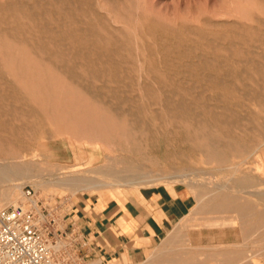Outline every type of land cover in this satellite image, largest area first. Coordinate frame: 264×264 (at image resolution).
I'll list each match as a JSON object with an SVG mask.
<instances>
[{
	"label": "rangeland",
	"instance_id": "374dc122",
	"mask_svg": "<svg viewBox=\"0 0 264 264\" xmlns=\"http://www.w3.org/2000/svg\"><path fill=\"white\" fill-rule=\"evenodd\" d=\"M263 53L264 0H0V161L11 177L65 166L153 179L81 191L29 179L20 203L31 205V186L52 236L64 225L60 200L183 184L195 204L147 264H264V213L243 219L211 193L264 187ZM164 170L198 182L163 180ZM263 195L237 201L264 211ZM199 229L226 233L198 242ZM62 242V264H94Z\"/></svg>",
	"mask_w": 264,
	"mask_h": 264
},
{
	"label": "crops",
	"instance_id": "0c3cea01",
	"mask_svg": "<svg viewBox=\"0 0 264 264\" xmlns=\"http://www.w3.org/2000/svg\"><path fill=\"white\" fill-rule=\"evenodd\" d=\"M195 200L186 185L160 183L129 194H85L69 208L66 199L57 207L65 209L61 230L74 239L83 258L94 264H147L162 253L163 241L189 215ZM225 233L199 229L191 236L204 242L223 239Z\"/></svg>",
	"mask_w": 264,
	"mask_h": 264
},
{
	"label": "bare ground",
	"instance_id": "6f19581e",
	"mask_svg": "<svg viewBox=\"0 0 264 264\" xmlns=\"http://www.w3.org/2000/svg\"><path fill=\"white\" fill-rule=\"evenodd\" d=\"M261 42V41H260ZM62 43V42H61ZM60 44V43H59ZM263 46V45H262ZM261 47V46H260ZM256 52V50H255ZM264 54V53H263ZM60 96V95H59ZM75 96V95H74ZM64 98V97H63ZM65 99V98H64ZM48 100V99H47ZM47 102V101H46ZM50 102V99H49ZM55 109V107H54ZM68 110V109H66ZM65 110V111H66ZM64 111V113H65ZM72 111V110H71ZM93 112V111H92ZM58 113V111H57ZM66 113H68L66 111ZM73 113V112H72ZM88 113V112H87ZM89 114V113H88ZM69 115V114H68ZM71 115V114H70ZM116 115V114H115ZM82 116V115H81ZM75 117V116H74ZM98 117V116H97ZM112 120V119H111ZM97 123V122H96ZM111 123V122H110ZM109 124V123H108ZM107 124V125H108ZM64 128H67L66 124L64 123ZM110 126V125H109ZM115 127V126H114ZM118 127V126H117ZM110 132H111V127ZM113 128V127H112ZM119 129V128H118ZM107 131V130H106ZM103 128H102V133H103ZM93 136V135H92ZM97 139H100L99 137ZM96 139V141H97ZM85 141V139H83ZM89 141V140H88ZM95 141V140H94ZM100 142V141H99ZM98 142V143H99ZM76 143V142H75ZM84 143V142H82ZM86 143V141H85ZM84 143V144H85ZM89 143V142H88ZM89 143L88 145H90ZM203 144V143H202ZM78 145V144H77ZM95 146V145H94ZM102 146H105L108 148V145L103 143ZM104 149V148H103ZM208 150V149H207ZM112 152V151H111ZM115 155V154H114ZM111 156V154L109 155ZM113 156V155H112ZM111 156V157H112ZM3 159V158H2ZM10 160V157L8 158ZM7 159V160H8ZM12 159H14L12 157ZM17 159V158H16ZM15 159V160H16ZM20 159V158H19ZM118 159V158H117ZM116 159V160H117ZM111 160V158H110ZM226 160V159H225ZM18 161V160H17ZM22 161V160H21ZM113 161V160H112ZM221 161V160H220ZM12 162V161H11ZM20 162V161H18ZM111 162V161H110ZM7 163V162H5ZM4 162L0 161V184L5 183L4 185L0 186V200L5 199L6 201L9 200L8 205L12 204H24L23 202L20 203L19 201V190L22 189L23 185L27 183L26 181L31 179V181H34L38 184V186H43L44 188H47L48 186H57V187H64L67 189H70L72 191H77V190H87L89 188H100L104 187L107 185H113L115 184L116 186H128V185H133V186H140L141 184L149 183L152 182L153 179L149 177L146 174H141V173H136V172H130L127 175L123 176L121 179H115L113 177H104L100 175L93 174L91 172H82L78 168H72L68 167V169H65L67 167H60L59 169L55 171H50V172H45V173H31V172H21L17 177L16 181L11 177V172L9 169V166L6 165ZM14 163V162H13ZM118 165V164H117ZM14 166V165H13ZM142 166V165H140ZM225 166V165H224ZM108 168V166H107ZM126 168V167H125ZM237 168V167H236ZM15 170V169H14ZM17 170V169H16ZM38 170V169H37ZM42 170V169H41ZM127 170V168H126ZM238 170V169H237ZM18 171V170H17ZM43 172V171H42ZM113 172V171H112ZM14 173V172H13ZM116 173V172H115ZM183 173V171H182ZM180 171L177 173H171L170 171H163L162 173L158 174L161 176L163 180L165 179H170L174 177H182L183 180L196 183L197 181V173H185L182 174ZM201 173V172H200ZM203 173V172H202ZM151 174V172H150ZM149 174V175H150ZM193 174V175H192ZM117 175V174H116ZM156 175V176H158ZM197 175V176H196ZM200 175V174H199ZM252 178V177H251ZM21 180V181H20ZM196 181V182H194ZM234 181V180H233ZM173 182V181H172ZM218 184V183H217ZM231 184V183H230ZM237 185V184H236ZM114 186V185H113ZM263 187V186H262ZM213 191L211 192L212 194H216V197L214 200H218V206L222 208L223 210H229L231 209L232 211L240 214L241 218L246 217V213H264V211H258V210H253L251 205L249 203L245 204H239L237 199L241 197L240 195L242 194H251V195H260L264 193V187L263 188H257L256 190H244V189H235L234 187L228 185V184H222V185H216L213 186ZM210 193V194H211ZM209 194V195H210ZM211 194V195H212ZM208 196V195H207ZM245 196V195H244ZM264 196V195H263ZM260 197V196H259ZM264 201V198L262 199ZM5 202V201H4ZM216 202V201H215ZM32 203L35 205H39L37 201H35L34 198H32ZM4 204V203H3ZM7 205V204H6ZM261 216V215H260ZM260 218V217H259ZM260 220V219H259ZM263 220V219H262ZM230 220L226 219L224 222H228ZM232 221V220H231ZM223 222V221H222ZM251 231V230H250ZM174 238V237H173ZM184 238V237H183ZM174 242V241H173ZM231 259V258H230ZM231 261V260H229ZM146 262V261H145ZM154 262V261H153ZM172 264H179L178 259H173Z\"/></svg>",
	"mask_w": 264,
	"mask_h": 264
},
{
	"label": "built area",
	"instance_id": "2783aa9c",
	"mask_svg": "<svg viewBox=\"0 0 264 264\" xmlns=\"http://www.w3.org/2000/svg\"><path fill=\"white\" fill-rule=\"evenodd\" d=\"M33 194V188L27 186L24 195L31 202ZM51 232L50 226L41 222L35 204L1 207L0 264H62V237H72L61 229L56 235Z\"/></svg>",
	"mask_w": 264,
	"mask_h": 264
}]
</instances>
